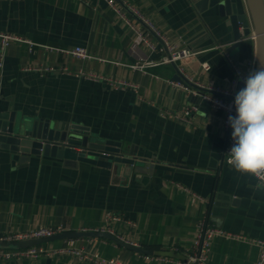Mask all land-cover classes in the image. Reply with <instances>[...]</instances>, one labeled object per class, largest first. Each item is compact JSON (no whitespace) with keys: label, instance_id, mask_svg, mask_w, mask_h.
Returning <instances> with one entry per match:
<instances>
[{"label":"crops","instance_id":"obj_1","mask_svg":"<svg viewBox=\"0 0 264 264\" xmlns=\"http://www.w3.org/2000/svg\"><path fill=\"white\" fill-rule=\"evenodd\" d=\"M127 1L170 43L197 54L163 62L169 51L162 41L127 9L156 49L136 45V33L107 0H0V31L35 43L12 41L7 46L0 65V111L37 115L63 128L88 127L104 140L121 141L126 153L140 159L134 169L125 164L103 167L0 149V235L38 226L100 230L111 212L131 221L114 222L111 234L159 254L137 252L104 236L41 245L61 249L72 242L124 264H174L147 256L186 260L206 214L213 225L231 233L212 239L207 264H255L260 248L249 239L264 240V191L254 190L253 177L241 176L227 164L221 112L199 108L190 124L160 115V109L181 111L193 105L191 90L175 78L178 70L199 86L231 88L233 67L216 48L232 41L229 14L225 7L219 11L222 0ZM233 1L247 8L246 0ZM252 30L241 47L228 51L241 66L256 54ZM76 46L91 58L61 51ZM203 62L211 68L204 69ZM136 63L142 66L132 67ZM47 66L55 70H38ZM118 81L136 87L118 88ZM0 264L93 263L61 253L0 259Z\"/></svg>","mask_w":264,"mask_h":264},{"label":"water","instance_id":"obj_2","mask_svg":"<svg viewBox=\"0 0 264 264\" xmlns=\"http://www.w3.org/2000/svg\"><path fill=\"white\" fill-rule=\"evenodd\" d=\"M247 8L233 0H222L219 3V11L225 7L232 25V41L227 51L241 47L246 34L253 28L257 37L258 61L257 69L264 66V3L263 0H246ZM206 26V25H205ZM221 42V40H219ZM171 54L169 53V57ZM237 55L235 54L234 57ZM176 69L177 65L173 62ZM175 78L183 81L189 87L191 93L188 96L190 103L199 106L200 110L209 108L210 104L203 98L207 89L188 80L178 70ZM243 84L240 82L238 88ZM0 149L19 153L23 157L41 155L58 157L73 162L83 161L99 164L103 167H112L113 164L129 165L134 169L140 162L136 154L124 151L121 141L104 140L93 133L88 127L72 125L63 128L60 123L39 116H20L16 112L0 111ZM77 236H104L113 239L120 245L145 254H159L153 250L139 245L125 242L119 237L99 230L88 231H64L52 236L30 238L19 241H0V248H27L57 239L73 238ZM161 254V253H160ZM187 260V259H186ZM195 264V263H194Z\"/></svg>","mask_w":264,"mask_h":264},{"label":"built area","instance_id":"obj_3","mask_svg":"<svg viewBox=\"0 0 264 264\" xmlns=\"http://www.w3.org/2000/svg\"><path fill=\"white\" fill-rule=\"evenodd\" d=\"M107 3L125 23L131 26L133 31L136 33V45L145 44L148 47H150L152 50L156 49V43H154L150 38H148L144 30L141 29L139 26L135 25L131 21V19L127 16L125 12L127 9L130 10L134 14V17H136L141 23H143L162 41V43L165 45V47L168 49L169 53L171 54L169 58L164 57L162 59L163 62H171L173 60L175 61L178 59H185L197 54V52L193 51L189 47H181L178 44L170 43L168 41V38L164 34H162L161 31L151 21H149V19H147L135 6L130 5L127 0H107ZM253 39L256 47V54L244 66H241L238 63L234 62V58H232L233 56L231 55V53L227 51V46L225 44L218 43L216 45V48L220 49L226 54L229 62L233 67L235 76L232 81V86L230 89H222L219 87H207L208 88L207 89L206 86H203V88L207 89V92L203 95V98L209 102L210 107L219 110L222 115L223 126L228 136L227 146L225 148V154L230 151L233 145V140L231 138L232 129L228 123V117L230 115L232 116L236 115L235 107H234V99L236 93L240 90L238 88V84L241 82L243 84V87H245L244 79L247 77L250 71L257 70L258 50H257V37L254 31H253ZM12 41H25V42H29L32 45L35 44L31 40L24 39L19 35L0 31V65L4 60L6 48L9 45V43ZM61 51L71 53L72 55L81 58H91V55L86 51L85 48L81 46H76L74 48H69V49H62ZM145 64L151 65L153 64V62L147 61L145 62ZM141 66L142 64L140 65L139 63H136L132 67H141ZM202 67L206 70H209L211 68L209 62H203ZM38 70L43 72H52L55 70V67L47 66L44 68H38ZM64 70L67 71L66 68ZM79 74L85 75L86 73H82V71H80ZM186 78L193 82L192 77L187 76ZM175 84L183 85V83L181 84L180 82ZM114 85L118 88H127L131 86L136 87V85L128 81H118L115 82ZM198 109L199 106L195 104L187 106L181 111L160 109V115L163 118L173 119L182 123L190 124L192 122L191 115L194 112L198 111ZM106 219H107V226L105 228L100 229L99 231H107L115 234L113 230L114 222L124 223L126 221L128 224H131V221L125 219L123 216H121V214H114L111 212L107 213ZM63 231L64 229L61 226H38L36 228H31L26 231H18L14 233L0 235V241H19L30 238H41V237L52 236L61 233ZM217 235L230 236L231 233L213 225L208 219L207 215L205 214L203 215L201 221L199 222L197 233L189 248L187 260H176V259L174 260L160 255L157 256L148 255L147 258L170 260L174 264H194V263L207 264L210 255L212 239ZM233 236L239 239L245 238L244 236L241 235H233ZM249 240L252 243L258 245L260 248V254L255 264H264V240L263 239H249ZM61 253L72 254L80 261H84V262L87 261L89 263L92 262L93 264H124L120 259L116 257L103 258L97 253L90 254L83 249H78L72 244V242L67 247L61 249H49L43 247L42 245L31 246L27 248H14V249L0 248V259L2 260H9L13 258L30 259V258L40 257L41 255H55Z\"/></svg>","mask_w":264,"mask_h":264},{"label":"clouds","instance_id":"obj_4","mask_svg":"<svg viewBox=\"0 0 264 264\" xmlns=\"http://www.w3.org/2000/svg\"><path fill=\"white\" fill-rule=\"evenodd\" d=\"M234 99L236 115L228 117L233 145L226 162L241 176H251L254 190L264 191V66L250 71Z\"/></svg>","mask_w":264,"mask_h":264}]
</instances>
